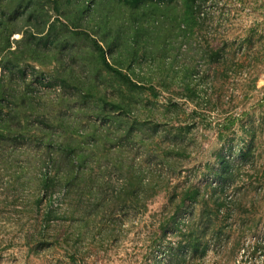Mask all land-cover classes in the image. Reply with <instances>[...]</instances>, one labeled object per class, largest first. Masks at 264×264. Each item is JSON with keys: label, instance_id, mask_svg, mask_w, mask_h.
<instances>
[{"label": "trees", "instance_id": "1", "mask_svg": "<svg viewBox=\"0 0 264 264\" xmlns=\"http://www.w3.org/2000/svg\"><path fill=\"white\" fill-rule=\"evenodd\" d=\"M47 1L56 15L47 30L48 11L39 0H8L0 7V185L11 192L30 191V204L25 205L35 221L33 240L39 246L48 243L49 231L54 229L53 242L69 244L75 238L77 243L90 226L96 225L94 232L108 222L116 225L118 213L144 212L148 202L163 194L166 203L156 248L168 254L167 264H185L189 257L200 259L211 248L228 244L236 253L242 238L258 230L264 171L256 166L262 153H256L253 127L245 129L249 139L235 143L224 138L241 120L236 112L218 111L223 114L217 123L220 142L208 152L195 149L193 128L211 126L210 114L223 103L222 93L217 97L208 93V82L216 89L219 76L227 79L246 66L238 55L243 45L234 51L227 40L219 46L211 44V15L206 9L211 0H86L73 17L64 13L60 0ZM108 2L111 8H119L105 16L116 25L115 41L106 36L98 39L83 28L95 5L105 10ZM26 14L27 25L34 26L18 28ZM62 16L68 21L63 23L65 29L57 30ZM20 32L21 39L11 40ZM125 34L130 36L131 56L126 67L110 61L115 44L125 42ZM84 41L91 50L81 55L82 61L95 59L120 92L115 99L99 91L94 81L77 85L65 76H54L63 89L73 85L82 104L91 100L99 108L86 123L36 107L39 100L35 103L33 82L53 83L44 81L46 73L31 61L47 55L50 46L58 45L63 52L67 47L86 46ZM141 48L142 56L159 62L157 83L151 76L137 74L132 66L141 60ZM30 71L34 80L28 82ZM210 73L214 75L208 79ZM163 90L169 98L159 116L152 107ZM180 98L195 103L192 122L162 123L160 117L178 108ZM142 106L149 107L143 115L137 110ZM248 173L252 179L241 182ZM169 236H176L177 243L165 244ZM261 248L256 244L255 252ZM76 253L68 254L80 264ZM162 262L157 255L154 264Z\"/></svg>", "mask_w": 264, "mask_h": 264}, {"label": "rangeland", "instance_id": "2", "mask_svg": "<svg viewBox=\"0 0 264 264\" xmlns=\"http://www.w3.org/2000/svg\"><path fill=\"white\" fill-rule=\"evenodd\" d=\"M46 1L39 0L40 6L44 4L45 10L48 11L45 18H49V21L45 30L48 29L50 20L56 17L53 4ZM60 1L64 13L73 17L86 0ZM7 2L8 0H2L0 7H4ZM116 9L119 10L118 6L111 8L109 2L105 10L95 5L83 28L90 30L98 39L102 40L106 36L111 41H115L114 26L116 25L107 22L105 16L112 14ZM206 9L211 15L212 28L209 32L211 44L219 46L227 40L234 51H239L243 45L238 55L246 66L244 71L238 74L233 73L227 79L219 76L216 82L214 81L216 89L210 87L208 82V93L214 97L222 93L223 103L210 114L211 126L197 124L193 128L195 149L208 152L207 149L211 150L220 142L217 123L222 121L223 114L218 111L236 112L241 120L225 133L224 138L235 139V143L240 142L243 137L249 139L250 135L245 129L253 127L256 133L254 143L258 148L256 153H262L257 158L256 166H260L264 171V0H211L206 5ZM125 12L130 14L128 9ZM27 20V14L23 15L18 21V28L27 29L34 26L30 22L27 25ZM67 21V18L62 16L57 22V30L65 29L63 23ZM22 36L23 32L14 33L11 40L21 39ZM117 42L110 61L114 64L121 63L126 67L131 62L130 36L125 34V42L122 40ZM85 43L82 44L86 46L74 47L76 51L67 47L63 52L59 51L58 45H53L49 47L47 55L44 57L38 55L31 60L37 69L46 73L44 81L53 83V86H48L44 83L33 82L36 89L35 103L39 100L36 107L48 109L54 115L63 114L68 120H82L84 123L91 120L90 115H94L99 110L91 100L87 104H82L78 94L74 91V86L72 85L70 90L63 89L54 76H65L77 85L94 81L99 91L119 99L120 92L116 83H112L114 82L113 77L99 63L97 64L95 59L90 60V63L82 61L81 55L91 50L90 43ZM103 44L107 46L106 42ZM13 45L14 49L17 45L15 42ZM184 49H186L185 46ZM143 53L144 48H141L139 56L141 57ZM132 66L137 74L151 76L150 79L157 83L156 78L160 71L158 61L150 56L147 58L142 56L141 60L133 61ZM213 75L210 73L208 79ZM28 77V82L32 81L34 77L32 71L29 72ZM253 79L256 80L254 86ZM122 90L128 91L125 87ZM168 98L169 92L163 90L159 102L152 107L156 109L157 115L160 116L165 111L162 105L167 103ZM179 102L178 108L171 112L168 111L166 117H160L162 123L168 121L170 125H176L185 121L192 122L191 113L196 107L195 103L184 101L182 98ZM137 110L143 115L148 112L149 107L142 106ZM250 173L243 175L241 182L247 183L252 179ZM29 193L30 191L11 192L0 185V264H75L68 254L73 250L77 251L76 261L80 264H154L157 255L162 258V264L170 262L168 254L156 248L158 237L161 235L159 232L160 213L166 203L163 194L148 202L147 210L144 212L130 214V210L125 213L119 211L120 213L117 214L119 220L116 225L108 222L105 226L100 225V228H95L94 232L92 229L96 225L90 226L85 230L84 239L77 243H75V238H70L69 244L59 245L53 242L51 237H54L55 231L51 229L48 236L49 242L39 246L32 236L36 226L32 212H29L30 206L25 205L30 204L27 198ZM16 194H19L20 200H16ZM57 202L55 200V203ZM257 212L256 217L259 219L257 232L246 234L236 253H231L228 248L230 244H228V247L211 248L206 256L200 259L198 257L192 259L189 257L191 254H188L189 258L185 264H264V194L258 197ZM67 225L68 223L62 229L63 235H65ZM169 241L177 243L178 238L169 236L165 239V244ZM256 244L262 245L263 248L255 252Z\"/></svg>", "mask_w": 264, "mask_h": 264}]
</instances>
